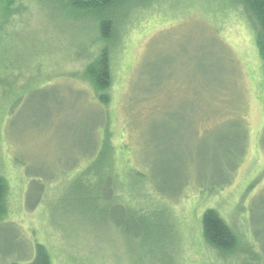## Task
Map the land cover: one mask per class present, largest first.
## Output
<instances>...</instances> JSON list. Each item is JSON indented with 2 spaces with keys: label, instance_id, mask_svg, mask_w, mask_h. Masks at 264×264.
Instances as JSON below:
<instances>
[{
  "label": "rangeland",
  "instance_id": "rangeland-1",
  "mask_svg": "<svg viewBox=\"0 0 264 264\" xmlns=\"http://www.w3.org/2000/svg\"><path fill=\"white\" fill-rule=\"evenodd\" d=\"M163 2L130 11L125 25L108 110L111 145L116 159L127 166L123 174L106 177L120 182L133 180L138 173L154 189L181 181L187 183L185 197L198 185L228 183L204 200L194 193L188 200L167 202L170 211L160 220L164 231L155 252L153 236L142 244L123 236L119 202L103 204V216L83 217L73 198L78 183L86 184L78 174L85 166L81 154L89 149L86 142L92 146L97 110L75 93L81 90L90 99L88 88L61 74L81 75L87 54L70 36L57 31V15L54 24L49 20L50 8L45 9L40 0H16L12 7L22 9L0 26V176L8 189L0 252L8 247L22 249L21 256L32 259V247L40 243L52 264H245L242 251L250 243L252 251L264 259V77L253 33L242 7L233 0ZM2 7L0 2V19ZM75 30L83 34L80 27ZM84 35L94 37L93 32ZM168 69L174 78L170 83L184 84V100L199 104L213 100L216 85L212 79L206 82L203 72L217 69V106L212 112L230 106L244 124L236 120L213 132H187L191 121L187 112L196 104L178 98L174 107L159 112L160 97L133 102L131 97L144 94L152 80L164 86L160 74ZM46 81L53 86H45ZM221 82L228 89L227 98L238 96L232 99L233 106L229 100L218 99ZM177 97L179 93L171 98ZM221 117L215 116L213 122L226 119ZM207 127L212 126L203 129ZM241 128L247 133L246 148L231 179L228 166L238 163L243 150ZM41 175L50 179L49 185L42 203L29 209L26 196L31 180ZM89 179L94 183L99 178ZM205 207L216 210L236 234L240 252L235 256L221 258L204 244L201 215ZM164 235L167 238L162 240ZM9 263L10 259L0 258V264Z\"/></svg>",
  "mask_w": 264,
  "mask_h": 264
},
{
  "label": "trees",
  "instance_id": "trees-1",
  "mask_svg": "<svg viewBox=\"0 0 264 264\" xmlns=\"http://www.w3.org/2000/svg\"><path fill=\"white\" fill-rule=\"evenodd\" d=\"M13 1L15 2L16 0H0L3 5V18L0 19V26L5 25L8 22L11 17L10 15L22 9V7L18 6L17 9H14L12 7ZM40 1L45 9H48V7L50 8V10L47 11L50 15L49 20H52L54 24L58 22L55 24L56 27H58L56 28L57 31H63L62 33L70 36V39H72L74 43H77L76 46L79 44V49H81L83 53L87 54V58L84 55L87 59V63L83 64V69L80 73L81 75H77L75 73L69 75L61 74V77L70 81H74L75 79L83 83L90 92V99H88L87 94L81 90L75 91L76 95L81 97L82 101H85L84 103L90 104L91 107L97 110V112H95L96 121L92 131L95 132L93 135V141L91 140L92 146H89L90 142H86L85 145H87L89 149H84L81 154V158L85 160L83 162H85L84 164L86 167L84 166L82 170L79 169L78 174V178H80V180H84L86 184L78 183L75 187V190L79 188V191L77 196L73 198V200H75L73 203H76V207L79 211H81L83 217H87L92 213L93 218L89 216L92 219H94V214L97 213L103 216V204L110 203L113 205L114 202L121 203L123 207V236L127 241L137 244L146 243L148 237L153 236L152 240L157 242H153L154 244H157L154 247L155 252L157 251L156 249L160 248L159 237H162V233L164 231L162 223L160 224V220L162 217L165 218L168 216L170 211L167 202H175L180 198L188 200L190 197L189 195L193 196L195 195L194 193L203 197L204 200L213 196L214 193L218 192L228 183H211L209 186L198 185L197 189L191 190L189 195L185 197L182 192L184 188H186L187 183L182 184L181 181L176 180V182L171 185L166 183L164 180L166 184L159 186L160 188L157 187L158 189L155 188V190L153 188L155 187L153 183H148L144 179L143 175L138 173H135V179L127 181L122 180L120 182H115L113 179L106 177L107 174L108 176H113V174H117L119 172H122L123 174V168L127 166L126 164L124 165V161L120 162L116 159L115 148L111 145L113 133L111 132L110 125L112 119L108 110L112 100L110 89L113 82L114 66L117 55L122 48L125 25H127L128 19H130V11L135 8H147L150 5L157 6L164 2L163 0ZM233 2L242 7L243 13L249 23V27L254 36L257 53L262 63L264 77V0H233ZM55 14L57 15V20L55 18ZM76 26L83 30L82 35L79 32L75 33V31H77L75 30ZM88 32H93V39H88L87 35H84ZM72 33L74 34L72 35ZM87 49L88 52H85ZM148 50V57L145 59L143 68L147 67L148 58L152 54L153 46H151ZM221 50L224 53V50ZM161 69L160 72L162 73ZM164 71L163 75L160 74V78H163L165 85L160 86L157 83H154L156 79L152 80V84L144 94L139 97L136 95L131 97L133 102L139 103L141 100L145 101L146 99H151L153 97H160L162 99V103L160 107H157V109L160 110L159 112H162L168 111L170 108L174 107L175 104H177L176 100L178 98V100L182 98V100L185 101L182 96V93L185 91L184 84L179 81L178 83H170L174 79L173 75L170 74L169 69ZM231 74L234 79V70ZM203 75L206 78V82L210 79L215 82L214 97L211 102L202 104H199L200 102L191 98L185 101L190 105L196 104L194 110L190 109L187 112L188 118L191 120L189 122L190 129H188L187 132H213L218 127L236 120H239L244 124V119L240 116V113L237 115L234 114L230 106L226 108L222 107L221 109L212 112L214 106H217V69L213 70V72L205 69ZM57 76L60 77L59 75H56L55 78H57ZM45 84V86H53L47 81ZM66 87L68 90L71 89L69 86L65 85V89ZM219 90L221 91L218 99L221 100L222 103L223 101L229 100L232 105V99H238V96H234L230 99L227 98L229 96L227 92L228 89L224 86V84L222 85V82ZM178 93L179 97L172 100L171 97L174 95L176 97ZM9 113H11L10 110ZM220 114L222 116L221 119H223V117L226 119L221 123H214L213 121L215 120V116ZM205 122L212 127L203 129L204 125H207L204 124ZM240 133L242 134L241 140L244 142H242L243 150L238 153V156L240 157L238 163L228 166V170L231 173V179L246 148L247 133L242 128ZM261 149L264 150V127L261 132ZM93 176L99 179L94 183H90L89 178ZM48 180L50 179L43 177L42 175L34 176L31 180L29 186L30 189L28 190L26 196L27 208L32 209L36 205L42 203V198L45 196L44 192L49 185L46 183ZM7 192V184L4 178L0 176V227L4 224V219H6L8 214ZM156 195L159 197L156 198ZM144 199L149 200V204L145 205L143 203ZM31 201L33 202L32 205H30ZM91 204L93 205V208H91ZM203 210L204 211L201 215V234L204 244L221 258H230L235 256V254L240 252L239 241L236 234L216 210L206 207ZM114 227L116 230L119 229V226L116 223ZM166 238L167 236L164 235L162 240ZM15 239L16 237L13 236L12 240ZM252 249L253 248L250 246V243L245 245L242 251L245 258L243 262L245 264H256L257 262L264 264L262 254H260L261 256H257ZM23 252L24 251L22 249L15 251L11 247H8L7 251L4 253L0 252V258L10 259L9 264H52L48 250L40 243H35L33 245L32 259L27 258L25 260L21 256Z\"/></svg>",
  "mask_w": 264,
  "mask_h": 264
}]
</instances>
